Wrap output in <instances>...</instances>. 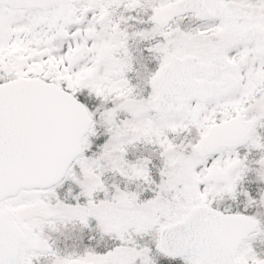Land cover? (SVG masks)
<instances>
[{
    "label": "snow or ice",
    "instance_id": "obj_1",
    "mask_svg": "<svg viewBox=\"0 0 264 264\" xmlns=\"http://www.w3.org/2000/svg\"><path fill=\"white\" fill-rule=\"evenodd\" d=\"M0 264H264V0H0Z\"/></svg>",
    "mask_w": 264,
    "mask_h": 264
}]
</instances>
